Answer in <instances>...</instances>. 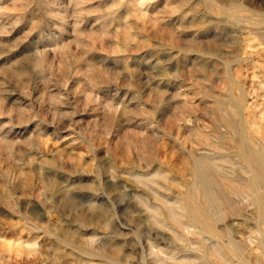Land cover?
<instances>
[{"label":"rangeland","instance_id":"374dc122","mask_svg":"<svg viewBox=\"0 0 264 264\" xmlns=\"http://www.w3.org/2000/svg\"><path fill=\"white\" fill-rule=\"evenodd\" d=\"M236 110L264 136V0H0V264H264Z\"/></svg>","mask_w":264,"mask_h":264},{"label":"bare ground","instance_id":"6f19581e","mask_svg":"<svg viewBox=\"0 0 264 264\" xmlns=\"http://www.w3.org/2000/svg\"><path fill=\"white\" fill-rule=\"evenodd\" d=\"M237 102V101H236ZM221 105V104H220ZM223 107V106H222ZM221 107V108H222ZM229 107H231L229 105ZM233 108V107H232ZM231 108V110H232ZM224 111V110H223ZM232 112V111H231ZM228 112H226L227 114ZM221 114V113H220ZM229 114V113H228ZM225 116V115H224ZM220 117V115H219ZM222 118V117H221ZM228 120L223 122V125L225 126L227 133L230 138L234 141L235 151L237 158L239 159V168L237 169V164L235 169L227 162L224 158L217 156V146L213 143L210 145H214L216 149L214 150V153L216 155L215 157V167L217 169V178L220 179L222 182H224V186L220 188V192L231 194V198L233 196H237L240 199L241 202H246L249 197L253 196L255 199L252 201V204L250 205H256V207L263 208L264 209V202L260 199V197H264V136L263 135H257L255 133V130L251 128V126L248 123V120L243 116L242 112L234 111L233 114L229 117H227ZM256 122V121H255ZM256 125V123H255ZM258 125V123H257ZM264 126V125H263ZM260 129V128H259ZM257 130V129H256ZM260 131V130H259ZM258 131V132H259ZM257 132V131H256ZM260 134V133H259ZM219 137V136H218ZM221 137V136H220ZM205 140L210 141V137L207 135L205 137ZM233 143V142H232ZM213 147V146H212ZM210 159V158H209ZM208 159V160H209ZM212 162V161H211ZM208 164V163H207ZM231 164V163H230ZM209 165V164H208ZM196 166V165H195ZM210 167V166H209ZM205 169V168H204ZM206 170H208L206 168ZM215 170V169H214ZM210 171L213 174V171ZM215 172V171H214ZM255 172H257L259 175L255 176ZM210 174V175H212ZM215 178V177H214ZM211 179V178H210ZM258 179L261 181L258 182ZM213 181V179H211ZM217 181V180H216ZM219 182V181H218ZM220 184V183H219ZM215 185V184H214ZM222 185V183H221ZM219 186V185H216ZM201 187V186H200ZM197 188L202 189V188ZM216 188V187H213ZM195 189V188H193ZM218 190V188H217ZM196 191V190H195ZM198 192V191H197ZM201 192V191H200ZM194 194V193H193ZM214 194V193H213ZM226 195V194H225ZM233 195V196H232ZM220 196V195H219ZM215 198V197H214ZM213 199V198H212ZM227 199V198H226ZM247 199V200H245ZM264 199V198H263ZM223 200V199H222ZM229 200V198H228ZM243 200V201H242ZM213 201V200H212ZM216 201V200H215ZM251 201V199H250ZM223 202V201H222ZM225 202V201H224ZM232 202V201H231ZM236 202V201H235ZM240 202V203H241ZM205 203V202H204ZM203 203V204H204ZM248 203V201L246 202ZM188 204V203H187ZM186 204V206H187ZM206 204V203H205ZM223 204V203H222ZM227 205V203H225ZM224 204V205H225ZM231 204V203H230ZM238 205V203H236ZM197 205V204H196ZM225 205V207H226ZM236 205V206H237ZM229 206V204L227 205ZM244 206V205H243ZM242 206V207H243ZM204 207V205H203ZM187 210V209H186ZM227 210V208H226ZM225 210V212H226ZM258 210V209H257ZM224 212V211H223ZM224 212V213H225ZM257 212V211H256ZM208 213V212H207ZM234 213V212H233ZM236 214V213H235ZM174 216H176L173 213ZM208 215V214H207ZM218 215V214H217ZM245 215V214H244ZM243 215V216H244ZM247 215V214H246ZM251 214H249L250 216ZM253 216V215H252ZM187 217V216H186ZM225 217V216H224ZM188 218V217H187ZM215 218V217H214ZM256 218V217H255ZM216 220V219H215ZM222 220V219H221ZM248 220V219H247ZM261 221V220H260ZM188 222L190 220L188 219ZM241 222V221H240ZM248 222H250L248 220ZM243 223V222H242ZM241 223V224H242ZM247 223V222H246ZM191 224V223H190ZM188 225V224H187ZM239 225V224H238ZM263 225V224H262ZM185 227V225L183 224ZM194 226V225H193ZM240 226V225H239ZM192 227V225H191ZM264 227V226H263ZM182 228V227H181ZM188 228V226L186 227ZM242 228V227H241ZM243 229V228H242ZM249 229V228H248ZM260 229V228H259ZM241 231V230H240ZM251 231V230H250ZM243 232V231H242ZM261 232V229H260ZM259 232V233H260ZM211 233V232H209ZM264 233V232H263ZM241 235V234H240ZM262 235V233H261ZM237 238V237H236ZM241 238V236H240ZM259 238V237H258ZM262 238V237H261ZM245 239V238H244ZM241 240V239H240ZM229 241V240H228ZM243 241V240H242ZM245 241V240H244ZM240 243V241H239ZM240 246V245H238ZM242 246V245H241ZM250 246V245H249ZM244 248V247H242ZM238 249V247H237ZM241 251V250H240ZM232 253V252H231ZM243 253V252H242Z\"/></svg>","mask_w":264,"mask_h":264}]
</instances>
